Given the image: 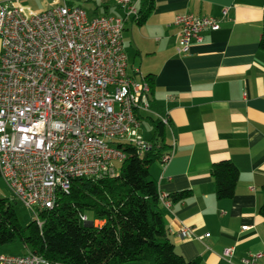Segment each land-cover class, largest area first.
<instances>
[{
	"label": "crops",
	"instance_id": "crops-1",
	"mask_svg": "<svg viewBox=\"0 0 264 264\" xmlns=\"http://www.w3.org/2000/svg\"><path fill=\"white\" fill-rule=\"evenodd\" d=\"M17 1L34 12L52 2ZM118 1L66 0L89 18H124L126 9ZM132 2L137 9L139 0ZM263 12L264 0H154L143 24L124 22L128 75L137 82L152 80L147 117L141 116L149 124L148 118L167 121L170 157L151 165L150 178L170 201L175 193L191 192L186 201L160 205L169 240L187 261L240 264L246 255L260 254L256 264H264V218L258 213L264 188ZM179 15L211 17L220 28L202 33L201 42L178 55L174 21ZM220 161H230L239 173L230 200L215 196L210 168ZM183 228L190 236H179ZM19 246L21 255L27 254ZM227 248L232 255L223 258ZM15 251L0 245V254L21 256Z\"/></svg>",
	"mask_w": 264,
	"mask_h": 264
},
{
	"label": "built area",
	"instance_id": "built-area-1",
	"mask_svg": "<svg viewBox=\"0 0 264 264\" xmlns=\"http://www.w3.org/2000/svg\"><path fill=\"white\" fill-rule=\"evenodd\" d=\"M118 4L124 18H89L66 0H52L43 12L17 0L0 2V175L10 198L38 226L37 212L51 209L74 179L114 177L112 163L127 157L124 146L139 157L150 149L139 134L149 85L128 75L122 42L124 21L137 9L132 0ZM174 24L178 55L189 53L202 33L220 28L219 20L191 15L176 16ZM159 198L170 206L165 195ZM190 234L179 231L181 238ZM231 255L230 248L222 253ZM260 256L248 254L240 264H256ZM0 264L49 263L27 253L0 254Z\"/></svg>",
	"mask_w": 264,
	"mask_h": 264
},
{
	"label": "trees",
	"instance_id": "trees-1",
	"mask_svg": "<svg viewBox=\"0 0 264 264\" xmlns=\"http://www.w3.org/2000/svg\"><path fill=\"white\" fill-rule=\"evenodd\" d=\"M153 8L154 0H139L137 15L130 18L141 25ZM259 47L264 52V12ZM149 77L144 81L151 90ZM148 119L152 136L144 156L139 157L135 148L127 145L122 148L127 157L114 177L74 179L67 193H57L51 209L37 212L41 226L33 219L22 227L15 212L17 202L0 198V245L20 242L27 253L41 256L49 264H201L199 258L185 260L169 240L149 168L162 162L170 147L165 124ZM210 176L216 199H232L237 168L230 161H220L211 166ZM190 197L189 190L180 191L171 201L183 202ZM258 213L264 218V188ZM81 217H86L87 223Z\"/></svg>",
	"mask_w": 264,
	"mask_h": 264
},
{
	"label": "rangeland",
	"instance_id": "rangeland-1",
	"mask_svg": "<svg viewBox=\"0 0 264 264\" xmlns=\"http://www.w3.org/2000/svg\"><path fill=\"white\" fill-rule=\"evenodd\" d=\"M127 73H128V71H127ZM144 115L147 117L146 113H144ZM139 134L141 135L142 139H144V141L147 140L148 138H151L152 129H151L149 121L147 119L141 120V129L139 131ZM112 164L117 170L121 166V163H117V162H114ZM0 198H10V194L6 188V185L3 181V179L1 180V178H0ZM15 212H16L18 221L22 227L27 226L34 219L32 213L25 210L19 203H17L15 205ZM90 220H91V218L89 216V221ZM19 245H21L20 242H15L14 244L8 245V247H15L17 249V251L12 252V254L21 255L23 253V251ZM125 264H144V263L138 261V262H129V263H125Z\"/></svg>",
	"mask_w": 264,
	"mask_h": 264
},
{
	"label": "water",
	"instance_id": "water-1",
	"mask_svg": "<svg viewBox=\"0 0 264 264\" xmlns=\"http://www.w3.org/2000/svg\"><path fill=\"white\" fill-rule=\"evenodd\" d=\"M88 226H92V224L91 223H88Z\"/></svg>",
	"mask_w": 264,
	"mask_h": 264
}]
</instances>
